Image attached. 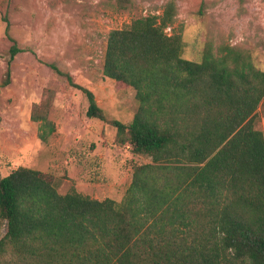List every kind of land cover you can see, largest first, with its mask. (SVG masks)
<instances>
[{
	"label": "trees",
	"instance_id": "trees-1",
	"mask_svg": "<svg viewBox=\"0 0 264 264\" xmlns=\"http://www.w3.org/2000/svg\"><path fill=\"white\" fill-rule=\"evenodd\" d=\"M175 14L167 2L160 16L108 34L102 74L135 90L128 124L50 65L86 97L87 118L150 163L134 167L121 203L60 195L28 168L0 178V264H264V71L230 46L216 55L206 43L199 62L183 59L181 36L164 32ZM17 53L14 43L0 87ZM47 113L37 105L31 120L47 123Z\"/></svg>",
	"mask_w": 264,
	"mask_h": 264
},
{
	"label": "rangeland",
	"instance_id": "rangeland-1",
	"mask_svg": "<svg viewBox=\"0 0 264 264\" xmlns=\"http://www.w3.org/2000/svg\"><path fill=\"white\" fill-rule=\"evenodd\" d=\"M167 2L176 14L164 32L181 36L183 59L199 62L206 43L216 55L230 46L264 71V0H131L122 9L115 0H0V82L10 47L19 49L0 87V178L23 167L46 174L60 195L122 202L134 167L150 158L116 144L111 125L87 118L86 97L50 65L91 91L108 120L128 124L135 90L103 76L106 40L137 18L160 16ZM37 105L47 106V123L31 120ZM257 115L264 135V111ZM4 232L0 222V239Z\"/></svg>",
	"mask_w": 264,
	"mask_h": 264
}]
</instances>
